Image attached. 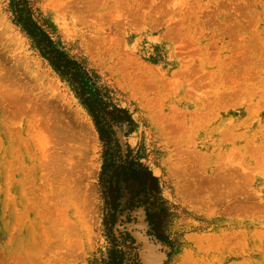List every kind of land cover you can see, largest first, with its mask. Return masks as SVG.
<instances>
[{"label": "rangeland", "instance_id": "rangeland-1", "mask_svg": "<svg viewBox=\"0 0 264 264\" xmlns=\"http://www.w3.org/2000/svg\"><path fill=\"white\" fill-rule=\"evenodd\" d=\"M29 4L129 112L115 138L158 179L170 243L130 195L108 236L92 119L0 0V264H106L115 247L124 264H264V0Z\"/></svg>", "mask_w": 264, "mask_h": 264}, {"label": "trees", "instance_id": "trees-1", "mask_svg": "<svg viewBox=\"0 0 264 264\" xmlns=\"http://www.w3.org/2000/svg\"><path fill=\"white\" fill-rule=\"evenodd\" d=\"M15 23L31 40L41 58L48 62L54 72L73 89L82 106L92 119L99 141L103 147V164L99 186L106 209L103 224L108 236L114 240V227L118 222L121 201L127 198L129 211L143 208L149 227L148 235L169 244L167 232L171 214L167 202L161 197L159 181L141 159L131 150L123 154L115 138L114 127L120 124L131 126L133 121L128 111L114 105L110 90L99 86L97 78L87 70L83 62L61 49L33 18L29 0H11ZM128 190L127 194L125 191ZM124 235L130 244L134 240ZM106 264H124V253L115 247L109 252Z\"/></svg>", "mask_w": 264, "mask_h": 264}, {"label": "bare ground", "instance_id": "bare-ground-1", "mask_svg": "<svg viewBox=\"0 0 264 264\" xmlns=\"http://www.w3.org/2000/svg\"><path fill=\"white\" fill-rule=\"evenodd\" d=\"M150 255V254H149ZM149 255H148V257H149ZM151 256V255H150ZM147 262V261H146Z\"/></svg>", "mask_w": 264, "mask_h": 264}]
</instances>
